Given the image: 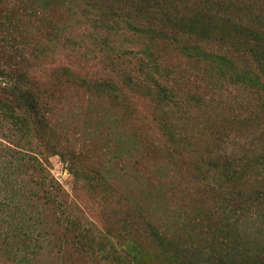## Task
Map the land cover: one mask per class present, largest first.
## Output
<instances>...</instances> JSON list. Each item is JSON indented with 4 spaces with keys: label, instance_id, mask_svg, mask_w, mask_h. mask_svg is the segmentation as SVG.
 <instances>
[{
    "label": "trees",
    "instance_id": "obj_1",
    "mask_svg": "<svg viewBox=\"0 0 264 264\" xmlns=\"http://www.w3.org/2000/svg\"><path fill=\"white\" fill-rule=\"evenodd\" d=\"M80 8L107 34L98 48L108 64L94 79L41 65L70 40ZM118 31L140 50L109 46ZM73 90L117 111L114 126L133 121L145 152L134 166L149 155L157 171L174 169L196 202L164 225L116 191L101 158L90 163L66 130ZM2 128L14 146L7 164L26 181L8 199L29 231L0 228L8 264H34L40 238L64 264H264V0H0ZM55 156L72 195L48 169Z\"/></svg>",
    "mask_w": 264,
    "mask_h": 264
},
{
    "label": "rangeland",
    "instance_id": "obj_2",
    "mask_svg": "<svg viewBox=\"0 0 264 264\" xmlns=\"http://www.w3.org/2000/svg\"><path fill=\"white\" fill-rule=\"evenodd\" d=\"M86 11L84 8L74 9L75 16L68 27L70 40L62 45H55L52 50H49L41 63L43 69L49 71L65 66L88 78L94 79L100 74L103 75L102 65H107L108 62L104 52L99 50L98 46L107 34L94 31L92 16H88ZM105 41L109 46H117L123 51L128 49L138 52L140 50L138 42L130 35L123 34L122 31L108 35ZM67 99L69 107L67 108L66 130L70 139L74 140L78 146L88 149L86 153H88L87 159L90 163L97 166L98 156L101 158L102 173L116 191L128 196L132 202H141V208L148 211L152 219L164 225H168L173 220L175 208L181 210L183 205L196 202V190L186 189L187 181L173 178L171 173L175 171L174 169L163 168L162 171H157L150 162L149 155L143 158V164H139L140 169L134 166V159H140L145 152L140 151L138 140L132 136V124L135 126L133 121L131 123L129 120H122L118 126H114L113 123L117 121L115 114L121 117L117 111L106 104L88 96L79 97L74 90L67 96ZM4 131L3 128L0 129V150L2 151L0 153L3 156L0 157V201L6 204L4 206L0 204V219H2L0 228L8 236L13 237L17 228L13 229L15 226H18L20 231L22 229V232L29 233L25 227H22V221L18 218L14 208L15 201L8 199L13 195V190H18L14 182L17 181L19 185L25 187L26 181L15 175L13 165L7 164L9 157L3 155V153H14L12 150L14 146L8 142V138L2 136ZM6 133L11 139L9 132L6 131ZM78 146L77 149H79ZM48 169L57 182L72 195L70 174L67 166L59 157L50 158ZM78 195V204L86 216L91 217V213L96 211V206L84 197L82 191ZM33 237H37L35 229ZM18 240L30 246L28 240L23 237ZM18 240L11 239L12 243ZM38 244L41 246L38 254L29 253L27 255L28 258L33 257L34 264H64L60 257L57 258L55 253L48 249L43 238L38 239ZM17 246L12 249L18 259L21 252L16 249ZM8 263L4 257H0V264Z\"/></svg>",
    "mask_w": 264,
    "mask_h": 264
}]
</instances>
